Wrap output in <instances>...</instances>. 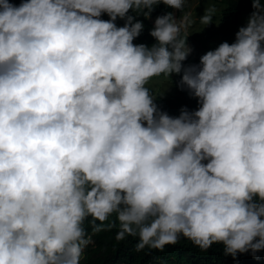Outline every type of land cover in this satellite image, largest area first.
Masks as SVG:
<instances>
[{
  "label": "clouds",
  "instance_id": "obj_1",
  "mask_svg": "<svg viewBox=\"0 0 264 264\" xmlns=\"http://www.w3.org/2000/svg\"><path fill=\"white\" fill-rule=\"evenodd\" d=\"M161 2L185 0H0V264H81L85 221L113 214L137 252L264 250V0L187 66L188 18ZM173 73L198 103L178 116L147 87Z\"/></svg>",
  "mask_w": 264,
  "mask_h": 264
},
{
  "label": "trees",
  "instance_id": "obj_2",
  "mask_svg": "<svg viewBox=\"0 0 264 264\" xmlns=\"http://www.w3.org/2000/svg\"><path fill=\"white\" fill-rule=\"evenodd\" d=\"M171 7L164 3H159L153 7L150 16L158 17L172 12ZM148 9L129 10L128 15H132L136 20H143V24L148 27L146 15ZM254 11L251 0L230 1L222 10L219 29L224 36L229 35L239 24L243 12L251 14ZM101 19L109 20L107 13H102ZM118 27L125 24V19L117 18L115 21ZM147 28V35L143 44L153 45L156 41L150 35ZM145 30V29H143ZM142 30V31H143ZM200 55H190L182 63L187 65L199 64ZM181 74L168 75L173 83V92L168 96L161 93H155L154 102L162 111H166L171 116H178L182 106H187L191 110L198 107L197 98L191 95L185 86L179 87ZM113 222H115L114 226ZM96 223H100L96 221ZM90 243L84 249L81 257V264H264V250L253 255L251 252L238 253L236 258L224 253L222 243H214L207 250H201L187 238L181 237L174 245H166L163 250L145 249L137 252L135 244L137 238L126 236L123 240L116 239V233L119 230V222L115 214L111 215L103 224L102 231L96 233L92 230V218L89 217L84 224Z\"/></svg>",
  "mask_w": 264,
  "mask_h": 264
},
{
  "label": "rangeland",
  "instance_id": "obj_3",
  "mask_svg": "<svg viewBox=\"0 0 264 264\" xmlns=\"http://www.w3.org/2000/svg\"><path fill=\"white\" fill-rule=\"evenodd\" d=\"M230 1H238L243 3V0H185L182 10L174 9L177 21L181 17L188 18V25L181 31V38H186L188 46L191 47L192 54H198L202 56L208 50L216 48L220 43L227 41L232 43L235 41V33L241 26H246L249 13L243 12L241 21L235 27V29L227 36H224L219 29L220 18L223 8ZM211 15V22L207 25L201 22V17L204 15ZM156 19L151 18V22H155ZM164 74L153 77L147 84L152 95L155 93H161L166 96L173 92L172 80H169V76L165 74L167 79L162 80ZM160 81H159V80Z\"/></svg>",
  "mask_w": 264,
  "mask_h": 264
}]
</instances>
